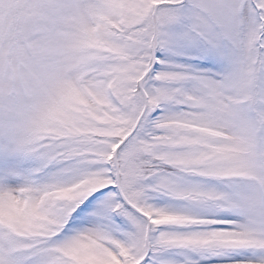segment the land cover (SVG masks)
Returning a JSON list of instances; mask_svg holds the SVG:
<instances>
[{
  "label": "snow or ice",
  "instance_id": "snow-or-ice-1",
  "mask_svg": "<svg viewBox=\"0 0 264 264\" xmlns=\"http://www.w3.org/2000/svg\"><path fill=\"white\" fill-rule=\"evenodd\" d=\"M0 264H264V0H0Z\"/></svg>",
  "mask_w": 264,
  "mask_h": 264
}]
</instances>
